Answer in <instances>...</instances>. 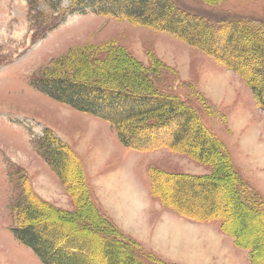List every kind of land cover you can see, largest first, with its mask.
I'll return each instance as SVG.
<instances>
[{"label": "rangeland", "instance_id": "rangeland-1", "mask_svg": "<svg viewBox=\"0 0 264 264\" xmlns=\"http://www.w3.org/2000/svg\"><path fill=\"white\" fill-rule=\"evenodd\" d=\"M169 1L173 9L184 13L179 23H172L175 28L183 31L188 24L191 38L198 35L203 39L202 32L206 31L207 37L213 36L214 40L192 45L173 32L132 23L126 18L130 10L120 0L77 3L76 0H0V264H42L11 232L16 214L13 209L21 199L24 185L53 210L80 213L85 219L94 220L91 207L96 208L105 221L137 243L138 248L133 244L130 247L144 264H154L152 259L160 260L153 250L164 252L167 248L164 242H154L146 236L140 237L146 244H140L119 229L117 223L130 225L124 221L126 213L117 211L123 203L121 197H115L121 193L119 180L123 174L137 182L143 192L144 206L145 189L137 179L144 181L147 177L151 188V169L159 172L158 192L165 198L176 203L192 200L194 211L202 214L208 205L203 199H193V191L180 189L168 177L208 176L215 171L212 164L199 159L198 150L186 155L166 148L173 142L182 120L153 131L151 136L158 140L156 145L135 150L124 147L116 131L103 118L54 100L35 87V80L44 68L75 48L91 47L85 57L93 64L109 57L126 66L128 58L132 59L149 72L156 92L184 101L227 147L239 177L250 191L260 196L264 205V110L250 88L253 78H259V83L264 80V58L252 54L258 44L264 49V0ZM63 10L66 14L60 17ZM240 20L243 25L235 24ZM211 45L220 52L230 48L228 57L232 67L207 53ZM140 103L115 101L112 108L107 104L97 107L116 115ZM45 135L69 152L72 162L68 172H63L67 188L43 157ZM249 142L263 148L258 156L247 148ZM132 166L137 179L132 176ZM222 185L224 189L215 194L220 199L215 213L228 218V229L246 249L236 246L235 240L222 232L230 240L221 247V253L225 251V254L220 262L229 264L236 246L239 256L231 261L233 264H264V217L261 221L252 212L240 213L232 205L231 183L226 181ZM151 198L148 221L151 226H157L162 218L154 211L158 204H163L158 197L151 195ZM255 206L259 211L258 205ZM140 214H136L135 221ZM60 217L48 210L36 224L47 226L46 233L55 231L58 225L69 233L74 232L72 221ZM211 222L221 231V221ZM84 242L93 256L91 264H106L99 251L101 247L95 243L94 249L87 237Z\"/></svg>", "mask_w": 264, "mask_h": 264}, {"label": "trees", "instance_id": "trees-1", "mask_svg": "<svg viewBox=\"0 0 264 264\" xmlns=\"http://www.w3.org/2000/svg\"><path fill=\"white\" fill-rule=\"evenodd\" d=\"M78 1L81 0H76V3ZM120 1L130 10L126 12L128 13L126 18L132 23L173 32L192 45H202L214 40L213 36L207 37L209 33H205L206 31L202 32L203 39H199L198 35L191 38L188 33L191 26L188 24L183 31L180 28H175L172 23L175 21L179 23L180 15L184 13L173 9V4L169 0ZM68 10H71V6ZM65 14L66 11L63 10L60 17H64ZM191 20L195 21V19ZM229 22L232 23V21ZM235 24L243 25V22L238 21ZM244 34L246 35V33ZM233 38H229V42L232 43ZM212 45L207 53L232 67L233 64L228 57L230 48L220 52L219 48ZM91 50V47L71 49L65 56L54 60L51 65L40 72L39 77L35 80V87L54 100L70 104L76 109L103 118L116 131L120 143L124 147L135 150H143L151 145H156L158 140H154L151 136L153 131L168 126L174 120H182L183 123L179 124V131L175 134L173 142L167 144L166 148L173 151L180 150L186 155L198 150L199 159L212 164L215 171L208 176L168 175V177L173 179L180 189L193 191V199L206 201L208 208H205L204 214L196 213L192 206V200L176 203L170 201L169 197L165 198L158 192L159 178L157 176L159 172L152 169L150 170V194L158 197L165 209L177 211L192 221H221V231L233 238L236 246L246 249L237 242L239 237L228 229V218L215 213L220 201V199H216V193L224 189L222 182L229 181L232 205L242 214L252 212L261 221L264 217V205L260 196L258 197L250 191L242 178L239 177V172L227 147L204 125L197 114L186 106L184 101L156 92L149 72H145L132 59L128 58L126 66L117 64V59L109 57L100 64H93L85 57ZM252 54L264 58V49L258 44L254 47ZM260 83L259 78H253L250 88L257 104L264 110V80L261 79ZM115 101H140L142 104L116 113V115L100 111L97 107L107 104L112 108L111 105ZM44 138L46 141L45 156L42 155L61 184L67 188L63 172H68L72 162L69 152H66L60 144L56 146L51 142L48 135H45ZM89 204L91 205V202ZM255 205H258L261 210L256 211ZM91 209L95 212L94 220L85 219L80 213L69 214L53 210L32 192H29L24 185L21 199L13 209L16 214L11 232L18 242L34 252L42 264H91L93 256L88 252L89 249H86V244L84 245L86 237L92 241L93 248L95 243L101 247L99 251L103 254L106 264H144L136 258L130 247L133 244L138 248L137 243L128 240L106 220L107 223L96 208L91 207ZM48 210L61 216V219L72 221L75 231L69 233L64 226L58 225L59 228L57 227L55 231L46 233L48 227L37 225L36 222L40 217L45 216ZM96 216H99L98 219ZM254 249L257 250V247ZM250 253L252 255L251 251ZM253 257L254 255H252ZM152 261L154 264H164L157 259H152Z\"/></svg>", "mask_w": 264, "mask_h": 264}, {"label": "crops", "instance_id": "crops-1", "mask_svg": "<svg viewBox=\"0 0 264 264\" xmlns=\"http://www.w3.org/2000/svg\"><path fill=\"white\" fill-rule=\"evenodd\" d=\"M247 148H250L251 152L255 156H258L259 152H262L263 150V148H261L260 146H254L253 143H251V145H249ZM134 170L135 169L132 166V176L137 179L138 177L137 175H134ZM137 181H140L143 184L141 185L145 189L147 204L141 210L139 220L133 221V223H129L130 225L128 226H126L124 223H121L117 218L120 222V225L118 223L117 225L124 234L132 237L133 239L135 238L140 244L143 243L144 245L146 244V241L143 238H140L142 236L149 237L154 242H164L166 248H172V251L166 249L164 253L159 252L161 251L160 249H158L159 251L155 249L153 250V253L160 260L166 261L170 264H200V262L202 263L205 261H207L206 264H224L220 262L222 258L221 255L225 254V251L224 253H221V247L228 245V240H230V238L223 234L218 226H213V222H196L188 220L180 216L175 211L171 209H165L160 204H158L159 208H157V211H154V213L158 214V216L162 218V222L157 224V226L153 225L154 228H152L153 226H151L150 221H148L151 220L148 210L150 205L149 202L152 201L149 182L147 177L144 179V181H142L141 178H138ZM170 224H175L178 228L184 230L175 242L173 235L166 236V232L161 233V230L164 231L163 228L166 229V227ZM234 247L235 250L233 249L232 255L230 254L229 256V264H233L231 261L235 260L237 256H239V250L236 246ZM197 253H199L198 256ZM224 260H228V257Z\"/></svg>", "mask_w": 264, "mask_h": 264}, {"label": "bare ground", "instance_id": "bare-ground-1", "mask_svg": "<svg viewBox=\"0 0 264 264\" xmlns=\"http://www.w3.org/2000/svg\"><path fill=\"white\" fill-rule=\"evenodd\" d=\"M119 183L121 184V188H120L121 193H119V194L117 193L115 195V197H121V200L123 203H121V207L119 206L117 208V211L119 210V213H121V214L126 213V219L124 221H128L129 223H131V222L133 223V221H135L136 214L141 212V210L144 206V203H145L142 200L143 192L141 193L142 190L140 191V188L138 187L137 182L135 180L128 179L126 174H123L122 178L119 180ZM119 221H121V220H119ZM163 230L164 231L161 230V233L166 232L165 233L166 236L167 235H171V236L173 235L174 242L177 240L178 237H180V235L184 231V230H181L180 228H178L175 224H170L169 226L166 227V229L163 228ZM196 252H194V253H196ZM198 254L199 253H197V256H198Z\"/></svg>", "mask_w": 264, "mask_h": 264}]
</instances>
